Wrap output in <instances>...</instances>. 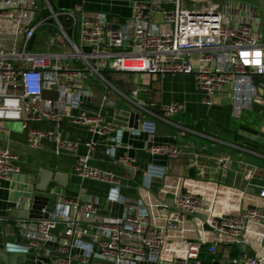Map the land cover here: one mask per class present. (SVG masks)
I'll return each mask as SVG.
<instances>
[{"label": "built area", "instance_id": "2783aa9c", "mask_svg": "<svg viewBox=\"0 0 264 264\" xmlns=\"http://www.w3.org/2000/svg\"><path fill=\"white\" fill-rule=\"evenodd\" d=\"M90 1L80 0L71 10H55L47 4V17H39L33 0H0V40L8 37L12 41L8 49L0 42V127L18 123L29 150L43 151L44 144L50 142L57 154L75 153L80 141L63 135V122L67 121L84 127L98 140L86 142L89 152L101 143L109 158L138 171L133 158H116L122 130L101 112L83 108L91 103V88L97 85L104 88L98 107L115 106L109 95L118 90L105 74L188 75L208 107L226 86L231 87L235 111L251 109L257 102L264 105V42L256 29L258 17L250 7H187L183 0L136 2L131 19L113 26L104 14L84 10ZM160 3L171 9L161 8ZM44 29L52 32L35 41ZM44 91L56 93L57 99H43ZM137 91L119 94L128 106L142 110L143 116L156 117L149 94L139 101ZM158 110L171 117L183 112L185 105L176 102ZM43 123L54 125V129L34 126ZM152 127L147 130L153 131ZM146 153L173 160L181 156L177 147L168 145L148 147ZM19 163L16 151L0 147V183L21 174ZM213 163L226 168L228 162L215 158ZM72 173L81 181L108 186L107 203L123 205L121 217L102 214L96 197L61 198L46 219L14 223L22 245L8 247L9 251L34 249L44 257L52 251L60 256L49 264H219L218 245L247 246L250 227H264V210L259 207L237 214L205 213L200 196L180 189L171 197L172 207L161 202L152 213L140 202L121 196L119 180L90 166L87 159L78 161ZM251 173L243 167L247 183ZM207 175L208 166H196L197 181H206ZM258 197L264 199V186L259 187ZM200 215H204V220H199L201 232L213 235L210 244L204 237L195 241L184 237L190 221ZM59 226L63 231L56 234ZM49 243L56 248L47 246ZM175 243L183 247L181 255L173 250ZM207 244L208 259L202 261L200 255ZM259 247L263 255L244 254L228 264H264V240Z\"/></svg>", "mask_w": 264, "mask_h": 264}, {"label": "crops", "instance_id": "0c3cea01", "mask_svg": "<svg viewBox=\"0 0 264 264\" xmlns=\"http://www.w3.org/2000/svg\"><path fill=\"white\" fill-rule=\"evenodd\" d=\"M39 10V17H47L44 8L47 4L55 10H71L80 4V0H33ZM183 0L187 7L198 6H225L229 4L234 8L248 6L255 11L258 21L256 29L264 40L260 27L259 13H264V0ZM136 2L157 3V0H93L84 4V10L90 13L104 14L108 21L117 26L131 19L132 8ZM257 5L256 7H253ZM163 9H171L165 3L159 5ZM64 24V23H63ZM52 31L44 29L37 33L35 41H42ZM39 38V39H38ZM6 49L11 47V39L0 40ZM21 39H17L20 43ZM264 42V41H263ZM113 81L125 80L128 86L119 87L111 91L109 99L115 106L100 109L98 104L104 94V88L92 86L90 92L91 103L84 104L83 108L89 112H101L104 118L113 124L118 111H125L132 117L121 116L118 121L125 123L122 130L121 148L116 152V158L128 156L133 158L139 167L138 171L122 167L115 160L109 158L105 147L100 143L93 152H89L86 142L98 140L81 126L63 122V135L72 141H80L77 151L73 154H57L54 145L50 142L44 144L43 151H31L26 146L24 135L15 124L5 123L0 127V147H8L19 154V167L21 174L13 177L8 182L0 183V249L6 243L13 248L22 245L21 239L14 230L13 225L19 221L12 218L11 213L29 211L36 196L48 199L47 207L54 208L61 198L88 199L96 197L100 202V212L106 216L117 215V205L108 204L106 197L109 187L90 181H81L72 173L73 166L81 160L87 159L88 164L103 172H109L119 180L120 195L128 201L140 202L144 207L150 208L152 213L161 202L171 200L177 190L192 191L200 196L203 201L205 213L237 214L249 207H259L264 210V199L258 197L259 187L264 186V105L257 102L251 109L237 112L234 109L231 87L226 86L221 92L212 97L210 107L203 103L202 95L197 91L194 80L188 75H159L148 76L145 74L134 75H109ZM264 78H262L263 80ZM264 81V80H263ZM137 89L139 101L145 100L149 94V101L155 104L153 116H143L142 110L130 107L121 98L120 93L130 94ZM116 95L120 100L112 98ZM184 103L185 110L171 117L164 116L158 108L172 103ZM135 117H142L136 119ZM36 127L54 129V125L43 123ZM146 126V127H145ZM152 127L153 131L147 130ZM130 128L136 130L134 133ZM102 141V140H100ZM177 147L181 156L178 159L153 157L146 153L151 146ZM130 146V149L127 147ZM215 158H223L228 163L226 168L213 163ZM208 166L206 181H197L196 166ZM248 167L252 177L247 183L244 178L243 167ZM51 170L56 173L70 174L65 187L51 184L46 193H40L36 187L39 184L41 170ZM46 207H42L41 213ZM45 212V211H44ZM52 213V212H51ZM199 220H204V215L190 221L184 235L186 239L195 241L204 237L208 244L213 241V235L201 232ZM63 227L59 226L56 234H60ZM250 244L246 247L247 255H263L259 245L264 240V227L252 226L248 234ZM88 243L95 241L86 240ZM204 246L200 255L202 261L208 259ZM183 247L173 245V250L181 255ZM50 253H53L50 252ZM228 253L232 258L243 256L242 247L235 244H221L217 246L216 259L222 264L221 259ZM50 257V256H49ZM55 256L50 257V261ZM46 264L39 262L34 257H27L24 263L18 264ZM91 264H100L90 261ZM0 264H2L0 262Z\"/></svg>", "mask_w": 264, "mask_h": 264}, {"label": "water", "instance_id": "95a60500", "mask_svg": "<svg viewBox=\"0 0 264 264\" xmlns=\"http://www.w3.org/2000/svg\"><path fill=\"white\" fill-rule=\"evenodd\" d=\"M64 25L67 27L68 23L63 20ZM33 42L30 43L29 48H31ZM132 117L129 113L125 111H118V115L115 116V120L113 122L114 125H117L119 127H124L125 123L119 122L118 119L121 117ZM136 119H142V117H135ZM70 174H62V173H56L51 170L43 169L39 173V184L37 185L36 189L40 193H46L48 190L49 185L55 184L58 187H65L67 184V180ZM48 199L45 197L36 196L33 200L32 207L29 211L23 212V213H11L12 218H18L22 221H39L41 219H46L48 214L53 212V208L47 207ZM166 204L169 207H172V201L168 200L166 201ZM42 207L45 208V213H41ZM123 212V205L117 206V217H121ZM87 240V239H83ZM47 246L56 248V244L49 243ZM242 252L245 254L249 251V249L246 246H241ZM74 251H72V254ZM243 254V255H244ZM60 257L59 255L55 253H50V257ZM27 257H34L36 260H39V262H43L46 264L50 263V257H44L43 255H39V253H36L34 249H30L27 253H19V252H12L8 250V247L6 243H4L3 247L0 249V262L2 264H18V263H24L26 261ZM40 264V263H39ZM112 264V263H111ZM218 264V263H215Z\"/></svg>", "mask_w": 264, "mask_h": 264}, {"label": "rangeland", "instance_id": "374dc122", "mask_svg": "<svg viewBox=\"0 0 264 264\" xmlns=\"http://www.w3.org/2000/svg\"><path fill=\"white\" fill-rule=\"evenodd\" d=\"M257 1V4H259V1L258 0H256ZM260 5V4H259ZM253 7H256L257 8V5L256 6H254L253 5ZM259 18H260V21H261V23H260V30H261V32H262V35H263V37H264V13H259ZM78 34H79V30L77 29V31H76V38H75V41H78ZM39 39V38H38ZM264 41V40H263ZM36 50H39V48H36ZM104 76H106V78L111 82V83H114L115 85L117 84V85H120L119 87L122 89V87H124V86H128V83H126L125 82V80L123 79V80H118V81H116V83H115V81H113V79L108 75V74H105ZM264 80V79H263ZM43 99H52V100H55V99H57V94L56 93H50V92H47V91H44V93H43ZM112 98H114V99H119L116 95H114V93L112 94V96H111ZM142 98V96L141 95H138V98L137 99H141ZM120 100V99H119ZM119 104H120V106H124L125 107V104L120 100V102H118ZM16 126H17V128H18V130L20 131V125L17 123V124H15ZM230 259H232V257H231V255H228V253L223 257V259H221V262H222V264H228L229 263V261H230Z\"/></svg>", "mask_w": 264, "mask_h": 264}]
</instances>
